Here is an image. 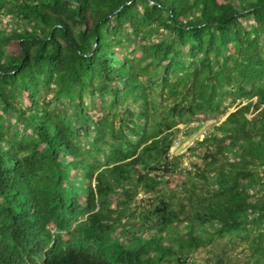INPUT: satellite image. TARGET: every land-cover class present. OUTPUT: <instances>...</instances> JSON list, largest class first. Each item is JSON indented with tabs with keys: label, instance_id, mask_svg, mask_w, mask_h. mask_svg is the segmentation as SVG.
<instances>
[{
	"label": "trees",
	"instance_id": "16d2710c",
	"mask_svg": "<svg viewBox=\"0 0 264 264\" xmlns=\"http://www.w3.org/2000/svg\"><path fill=\"white\" fill-rule=\"evenodd\" d=\"M229 235L264 264V0H0V264H191Z\"/></svg>",
	"mask_w": 264,
	"mask_h": 264
},
{
	"label": "rangeland",
	"instance_id": "374dc122",
	"mask_svg": "<svg viewBox=\"0 0 264 264\" xmlns=\"http://www.w3.org/2000/svg\"><path fill=\"white\" fill-rule=\"evenodd\" d=\"M236 5L238 8H240L239 3H236ZM12 25L10 24L11 28ZM85 106L86 110L91 113L94 119L100 117V110L102 106L101 101L99 99L94 102L92 99L86 98ZM73 109V105L69 101H66V104L61 108V110L63 112H66L67 115L71 118H73ZM221 118L222 117H214L207 121L201 123L196 122L190 125L180 124L178 126L180 132H178L174 145L171 149V156H181L183 160V165L188 168L190 167L192 162H199V160L190 151L193 147H195L198 141L204 139L206 134L212 130V127L215 123L223 119ZM11 123H14V120H12ZM89 133V137L84 138V141L82 142L85 147L88 146L90 136L95 135L93 129L89 130ZM146 197L150 198L151 196H145L143 193H140L139 196H137V204L139 205V203L141 202L140 200ZM136 228V225L129 227L127 230L128 233L125 234H129L131 231H135ZM174 230L172 229V232H174ZM180 230L183 233H186L187 231L185 226H181ZM155 231V229H149L146 232L142 233V236L148 237L152 235ZM123 235L124 233L122 232L114 233V237L123 238ZM202 235L206 236L204 233ZM247 245L248 243L242 240L241 238L235 235H229L221 239H216L213 244L206 248L201 247L198 250L192 252L190 254V262L191 264H245L247 261V256L249 255ZM39 264H44V260H40Z\"/></svg>",
	"mask_w": 264,
	"mask_h": 264
}]
</instances>
